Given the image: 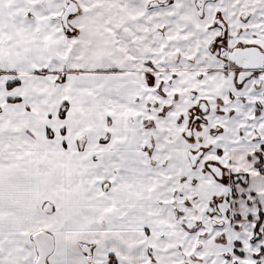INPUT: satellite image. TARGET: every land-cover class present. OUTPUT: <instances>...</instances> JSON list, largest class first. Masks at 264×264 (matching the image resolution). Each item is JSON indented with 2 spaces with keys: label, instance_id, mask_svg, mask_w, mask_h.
Segmentation results:
<instances>
[{
  "label": "snow or ice",
  "instance_id": "snow-or-ice-1",
  "mask_svg": "<svg viewBox=\"0 0 264 264\" xmlns=\"http://www.w3.org/2000/svg\"><path fill=\"white\" fill-rule=\"evenodd\" d=\"M0 264H264V0H0Z\"/></svg>",
  "mask_w": 264,
  "mask_h": 264
}]
</instances>
